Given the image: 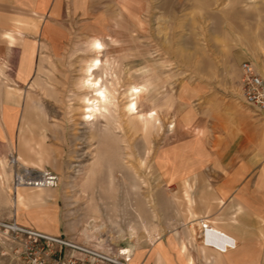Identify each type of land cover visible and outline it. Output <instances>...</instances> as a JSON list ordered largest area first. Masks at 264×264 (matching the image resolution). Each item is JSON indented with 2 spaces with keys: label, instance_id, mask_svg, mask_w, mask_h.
I'll list each match as a JSON object with an SVG mask.
<instances>
[{
  "label": "rangeland",
  "instance_id": "1",
  "mask_svg": "<svg viewBox=\"0 0 264 264\" xmlns=\"http://www.w3.org/2000/svg\"><path fill=\"white\" fill-rule=\"evenodd\" d=\"M52 15L46 37L24 47L34 59L0 61L29 120L12 148L20 167L58 176L20 188L39 199L19 209L9 193L25 227L132 249L176 218L212 212V195L264 194V117L240 84L241 62L264 50V0H62ZM20 65L33 70L27 88L4 73ZM88 78L112 91L93 119ZM133 86L144 90L136 113ZM14 223L0 220V264H22L2 225Z\"/></svg>",
  "mask_w": 264,
  "mask_h": 264
},
{
  "label": "crops",
  "instance_id": "2",
  "mask_svg": "<svg viewBox=\"0 0 264 264\" xmlns=\"http://www.w3.org/2000/svg\"><path fill=\"white\" fill-rule=\"evenodd\" d=\"M61 6L62 0H0V61L16 56L21 60L34 59L35 54L29 56L25 45L39 40L42 35L46 37L52 14L55 16ZM15 36L23 40L15 44ZM1 70L3 73V67L0 74ZM32 71L20 65L17 69L6 68L4 73L27 88L32 81ZM24 115V103L14 97L10 80L0 82V154L14 149L19 124L29 121L23 119ZM0 175V220L15 219L21 225L29 226L24 214L13 210L8 191L9 171L1 170ZM185 193V198L190 200L187 189ZM45 196H42L44 202ZM210 197L213 199L210 202L215 203L212 212L199 213L198 217L176 218L149 243L130 248L131 262L264 264V194H218ZM34 198L39 199L37 194L20 189L16 193V209ZM204 223L215 229V235L205 233Z\"/></svg>",
  "mask_w": 264,
  "mask_h": 264
},
{
  "label": "built area",
  "instance_id": "3",
  "mask_svg": "<svg viewBox=\"0 0 264 264\" xmlns=\"http://www.w3.org/2000/svg\"><path fill=\"white\" fill-rule=\"evenodd\" d=\"M241 92L246 105L264 117V50L257 61L246 59L240 64ZM16 151L0 156V171L10 173L9 193L16 197L20 188L54 187L58 176L52 171L33 174L20 167ZM1 179V175H0ZM11 243L19 246L22 264H134L129 248H114L108 243L85 244L61 234H50L39 229L2 224ZM205 229L207 224H202ZM206 230V229H205Z\"/></svg>",
  "mask_w": 264,
  "mask_h": 264
},
{
  "label": "bare ground",
  "instance_id": "4",
  "mask_svg": "<svg viewBox=\"0 0 264 264\" xmlns=\"http://www.w3.org/2000/svg\"><path fill=\"white\" fill-rule=\"evenodd\" d=\"M99 44L100 47L97 48L96 45ZM92 46L93 49L96 51H101L102 46H103V42L100 39H94L92 42ZM102 65V61L100 59H94V61L92 62V64L90 65V67L87 69V71L90 73V75L92 76L94 74V71L99 69V67ZM89 86H92L94 88V90L96 91L95 93V97L93 99V103L88 106L89 109V118L93 119L95 117L98 116L99 111L101 110V108H106L105 105L101 104V102H107V101H111V98L109 97L108 93L112 92L110 90L107 89L106 84L102 81V79H89ZM131 95H133V99H131V101L128 103V105L126 106L128 111H135L137 109V101L136 99L138 98V96H141L142 93L144 92L142 86H133L131 87ZM108 91V93H107ZM137 111H135L136 113ZM133 113V112H132ZM148 115L146 116V120H145V124L144 127L147 131L148 128V124L151 123L152 121H154V119H156L155 117V111H153V109H150V111L147 113ZM18 192V191H17ZM132 229V228H131ZM206 229V230H205ZM204 229L206 234H212L215 235V229L207 227Z\"/></svg>",
  "mask_w": 264,
  "mask_h": 264
},
{
  "label": "snow or ice",
  "instance_id": "5",
  "mask_svg": "<svg viewBox=\"0 0 264 264\" xmlns=\"http://www.w3.org/2000/svg\"><path fill=\"white\" fill-rule=\"evenodd\" d=\"M96 47H97V48H99V47H100V45H99V44H97V45H96Z\"/></svg>",
  "mask_w": 264,
  "mask_h": 264
}]
</instances>
